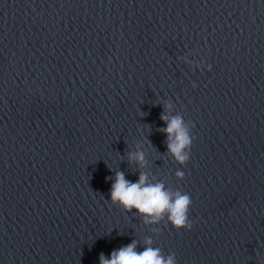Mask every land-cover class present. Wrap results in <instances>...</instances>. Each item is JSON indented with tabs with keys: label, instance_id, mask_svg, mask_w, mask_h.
Returning a JSON list of instances; mask_svg holds the SVG:
<instances>
[{
	"label": "water",
	"instance_id": "95a60500",
	"mask_svg": "<svg viewBox=\"0 0 264 264\" xmlns=\"http://www.w3.org/2000/svg\"><path fill=\"white\" fill-rule=\"evenodd\" d=\"M162 114L188 125L184 164ZM116 171L187 193L191 227L112 204ZM146 238L176 264H264V0H0V264Z\"/></svg>",
	"mask_w": 264,
	"mask_h": 264
},
{
	"label": "clouds",
	"instance_id": "9594fccd",
	"mask_svg": "<svg viewBox=\"0 0 264 264\" xmlns=\"http://www.w3.org/2000/svg\"><path fill=\"white\" fill-rule=\"evenodd\" d=\"M168 107V106H166ZM165 122L162 131L165 133L168 152L179 164H184L189 158V148L193 137L189 134L188 125L179 115H161ZM129 159L139 165L144 164V153L137 151L129 153ZM178 179L183 178V172L175 173ZM109 200L125 211L136 210L146 223L158 222L166 218L176 229L191 227L187 218L191 203L187 193L179 189L167 188L162 182H150L146 172H139L137 179L129 181L121 171H116L111 178ZM151 238L143 241V248L137 251V241L112 250L107 257L99 256V264H176L174 254L164 255L159 247H153Z\"/></svg>",
	"mask_w": 264,
	"mask_h": 264
}]
</instances>
